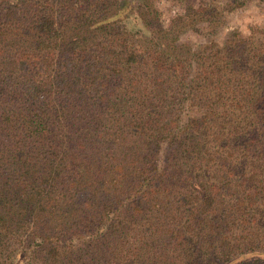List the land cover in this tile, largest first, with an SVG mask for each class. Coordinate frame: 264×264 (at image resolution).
<instances>
[{
	"label": "trees",
	"instance_id": "1",
	"mask_svg": "<svg viewBox=\"0 0 264 264\" xmlns=\"http://www.w3.org/2000/svg\"><path fill=\"white\" fill-rule=\"evenodd\" d=\"M160 1L0 0V264H264V0Z\"/></svg>",
	"mask_w": 264,
	"mask_h": 264
},
{
	"label": "rangeland",
	"instance_id": "2",
	"mask_svg": "<svg viewBox=\"0 0 264 264\" xmlns=\"http://www.w3.org/2000/svg\"><path fill=\"white\" fill-rule=\"evenodd\" d=\"M160 2L159 7H163V5L167 6L168 4L166 0H161ZM263 22L264 8L259 7L257 4H254V2L248 3L230 15L228 23L215 34V39L222 41L226 34L232 29H237L240 33L247 34L250 27L262 24ZM129 26L136 29L138 27H136L133 22H130ZM144 31L146 32V30ZM181 40L199 43L201 41H206L207 37L199 33L189 32L183 35Z\"/></svg>",
	"mask_w": 264,
	"mask_h": 264
}]
</instances>
